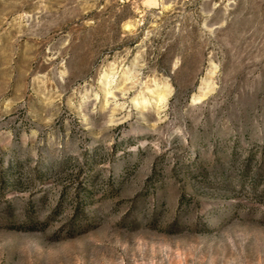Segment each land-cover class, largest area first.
<instances>
[{
	"label": "rangeland",
	"instance_id": "obj_1",
	"mask_svg": "<svg viewBox=\"0 0 264 264\" xmlns=\"http://www.w3.org/2000/svg\"><path fill=\"white\" fill-rule=\"evenodd\" d=\"M0 264H264V0H0Z\"/></svg>",
	"mask_w": 264,
	"mask_h": 264
}]
</instances>
